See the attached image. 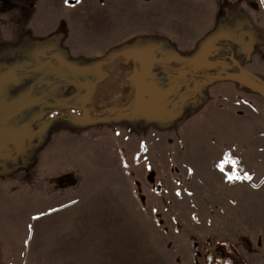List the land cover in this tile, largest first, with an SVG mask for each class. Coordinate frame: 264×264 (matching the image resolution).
<instances>
[{"label": "rangeland", "instance_id": "374dc122", "mask_svg": "<svg viewBox=\"0 0 264 264\" xmlns=\"http://www.w3.org/2000/svg\"><path fill=\"white\" fill-rule=\"evenodd\" d=\"M0 264H264V0H0Z\"/></svg>", "mask_w": 264, "mask_h": 264}, {"label": "flooded vegetation", "instance_id": "af4514ba", "mask_svg": "<svg viewBox=\"0 0 264 264\" xmlns=\"http://www.w3.org/2000/svg\"><path fill=\"white\" fill-rule=\"evenodd\" d=\"M210 246H211V244H210ZM212 249H213V247H210V249L207 250V255H208L209 259H211V257H212V253H211Z\"/></svg>", "mask_w": 264, "mask_h": 264}, {"label": "trees", "instance_id": "16d2710c", "mask_svg": "<svg viewBox=\"0 0 264 264\" xmlns=\"http://www.w3.org/2000/svg\"><path fill=\"white\" fill-rule=\"evenodd\" d=\"M237 172H238V174L241 175V176H244V174H245L244 171H242L241 169H238Z\"/></svg>", "mask_w": 264, "mask_h": 264}]
</instances>
